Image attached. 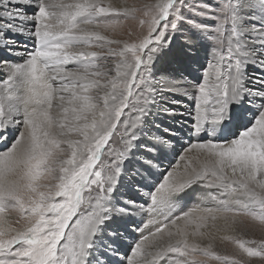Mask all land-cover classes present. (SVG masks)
I'll list each match as a JSON object with an SVG mask.
<instances>
[{
    "label": "snow or ice",
    "instance_id": "obj_1",
    "mask_svg": "<svg viewBox=\"0 0 264 264\" xmlns=\"http://www.w3.org/2000/svg\"><path fill=\"white\" fill-rule=\"evenodd\" d=\"M0 146V264H264V0H0Z\"/></svg>",
    "mask_w": 264,
    "mask_h": 264
},
{
    "label": "rangeland",
    "instance_id": "obj_2",
    "mask_svg": "<svg viewBox=\"0 0 264 264\" xmlns=\"http://www.w3.org/2000/svg\"><path fill=\"white\" fill-rule=\"evenodd\" d=\"M209 23H210V21H209ZM19 42H20V48L21 49L23 48L25 43L28 44L29 49L31 48V41L25 42L22 39H19ZM194 52H195V55H196V60L199 62V64H203L205 62L206 57H208V55H209V50H208L207 43L206 42H202V41H197L196 49L194 50ZM197 66H198V64H193L192 68H195ZM188 79L190 80L191 77H188ZM185 103H188V102L185 101ZM189 107H190V105H189ZM177 110H178V112L184 111L183 108H178ZM165 123L166 124H171L175 128H180L181 125H183L184 126V130L186 131L187 127L190 126V118L187 115H185L183 118H178L177 121L167 120V121H165ZM184 137H186V136H182L181 137V143H185ZM172 159H173L172 156H168L167 158H165L164 161H163L164 167H167L168 164H169V161H171ZM176 159H178V157H176ZM162 170L163 169H161V171ZM145 218L147 219L146 216L142 217V219L146 221ZM130 227H135V225L132 224V225H130ZM258 237H259L258 233L257 234H253L252 232H248L247 235L245 236L246 239L258 238ZM131 242H132L131 240H128V243H131ZM219 242L223 243L221 241H219ZM122 248L124 250H126L127 249V244H123ZM231 250H232V247H230L229 245H227V244L225 246L222 245V251L231 252Z\"/></svg>",
    "mask_w": 264,
    "mask_h": 264
},
{
    "label": "bare ground",
    "instance_id": "obj_3",
    "mask_svg": "<svg viewBox=\"0 0 264 264\" xmlns=\"http://www.w3.org/2000/svg\"><path fill=\"white\" fill-rule=\"evenodd\" d=\"M19 39H22L23 41H25V42H29V40H27V38L26 37H18V40ZM184 140H185V143H187V137H184ZM142 219V217H140V216H136L135 217V220H136V222L137 223H139L140 222V220ZM146 219V218H145ZM132 225V224H131ZM229 245L230 247H232V245L230 244V243H227V242H223V243H220L219 242V240L217 241V247L222 251V245Z\"/></svg>",
    "mask_w": 264,
    "mask_h": 264
}]
</instances>
